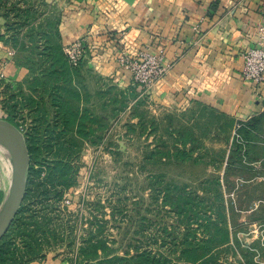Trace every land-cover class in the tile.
Instances as JSON below:
<instances>
[{"label": "rangeland", "instance_id": "374dc122", "mask_svg": "<svg viewBox=\"0 0 264 264\" xmlns=\"http://www.w3.org/2000/svg\"><path fill=\"white\" fill-rule=\"evenodd\" d=\"M0 10L10 11L19 33L18 41L3 42L8 52L13 51L10 59L27 69L21 80L7 77V82H22L35 71L45 82V101L52 97L49 92L59 95L56 101H61L63 116L74 124H58L56 130H72L67 139L73 144L66 146L78 167L76 183L60 201L52 202L62 223L59 230L71 236L72 246L61 242L49 253L47 264H68L66 259L75 256L83 237L98 225L103 226V236L117 239L113 245L119 253L155 249L161 242L163 248L175 249L189 233L195 244H211L210 252L219 255L220 264H264V107L257 115L238 119L200 103H163L153 88L145 92L137 84L125 87L102 75L89 63V55L74 66L67 46L54 34L60 15L52 1L0 0ZM10 31L9 38L14 33ZM5 66L6 62L0 65ZM42 96L34 94L36 101ZM48 108L49 125L42 128L46 134L60 112L59 106ZM1 111L0 119L5 116ZM29 111L24 109L22 116ZM30 117L19 128L26 144ZM64 117L59 118L65 121ZM253 117L257 124L247 143L240 131ZM80 125L87 128L82 132L86 137L78 132ZM234 141L243 143V152L249 150L255 159L242 155L241 161L228 165ZM6 160L13 179V162L1 154L5 169ZM179 195L192 204L189 219L178 214ZM214 232L215 240L207 243ZM226 232L228 241L221 239ZM158 236L164 240L157 241Z\"/></svg>", "mask_w": 264, "mask_h": 264}, {"label": "crops", "instance_id": "0c3cea01", "mask_svg": "<svg viewBox=\"0 0 264 264\" xmlns=\"http://www.w3.org/2000/svg\"><path fill=\"white\" fill-rule=\"evenodd\" d=\"M49 1L59 10L62 45L83 41L95 70L125 87L136 83L118 61L123 49L162 51L168 68L153 93L163 103H200L238 119L264 107V82L243 75V54L263 35L264 0ZM6 58L11 56L0 41V65L6 62L0 72L12 81L24 78L27 69ZM0 108L4 112L1 100ZM11 186L10 165L5 169L0 161V212Z\"/></svg>", "mask_w": 264, "mask_h": 264}, {"label": "trees", "instance_id": "16d2710c", "mask_svg": "<svg viewBox=\"0 0 264 264\" xmlns=\"http://www.w3.org/2000/svg\"><path fill=\"white\" fill-rule=\"evenodd\" d=\"M9 14L10 11L2 13L0 10V18H2L0 21V41L6 44L13 39L14 41L19 40V33L15 31ZM56 24L54 34L60 38ZM12 29L14 33L9 38V31ZM16 61L18 60L16 59ZM34 72L32 71L31 76L29 75L24 81L15 84L0 79V88L4 91H2L4 98L1 103L5 118L18 128L22 125L21 121L30 116L32 120L30 128L26 132L31 163L25 197L9 230L0 239V264H47L49 253L58 250L61 242L68 241V246H72L70 244L72 239H69L71 236L65 232L64 228L59 230L62 223H58V218H56L58 214L52 202L60 201L65 191L72 188L76 183L75 173L78 167L73 165L72 152L67 147L68 145L66 146V144H73L71 138L67 139L69 134H73L72 130L68 133L57 132L56 130L58 124L64 128L74 124L71 119H65L63 116L61 101H56L60 97L59 95L49 92L52 97L45 101L43 97L46 95V91L41 92V89L45 88V82L41 81ZM136 90L134 87L131 94L135 95ZM35 93L42 94V98L36 101ZM50 106L54 108L59 106L60 112L53 121L52 131L50 129V134H46L42 128L49 125L48 107ZM26 108H29L30 111L27 112V117H23L22 112ZM61 115L65 121L63 118L62 121L60 120ZM19 116L23 119L19 120ZM256 124L257 119L253 117L240 131L242 139L247 143L251 141V131L256 127ZM78 129V132L82 134L87 128L80 125ZM59 130L61 129L59 128ZM82 136L86 137V133ZM64 138L67 140L65 141ZM244 146L243 143L234 141L229 154L228 165L233 166L236 162L241 161L242 155H248L250 159H255V157H250L249 150L243 152ZM176 202L178 214L187 216L186 218L189 219L192 209L190 201L185 200L183 195H179ZM198 218L196 217V220ZM199 221L202 222L201 219ZM210 224L207 225L209 232ZM199 225L202 227L203 222ZM190 231L193 229L191 228ZM102 234L103 226L98 225L96 231L91 229L83 237V242L78 247L75 256L66 259L68 264H220L219 255L210 252L211 244H208L209 246L205 244L200 246V243L195 244L192 241L195 237H190L189 233L185 234L183 246L176 247L177 249L163 248L164 245L161 242L155 249L138 247L132 252L125 250L123 253H119V249L113 245L117 239L105 237ZM212 234L210 233L208 236L207 243L215 240L216 233ZM156 238L157 241L164 240L162 236ZM221 239L228 241L229 233H223Z\"/></svg>", "mask_w": 264, "mask_h": 264}, {"label": "built area", "instance_id": "2783aa9c", "mask_svg": "<svg viewBox=\"0 0 264 264\" xmlns=\"http://www.w3.org/2000/svg\"><path fill=\"white\" fill-rule=\"evenodd\" d=\"M263 33L258 46L248 49L243 54V75L247 80H251L257 84L264 82V27L260 29ZM70 62L76 66L85 54L83 41H77L65 49ZM9 55L13 51L8 52ZM121 66L127 69L133 78V81L145 92H149L156 82L164 77L167 72L164 53H151L146 50L130 51L123 49L118 57ZM0 78L8 80L4 72H0ZM68 205L71 203L69 199L65 201Z\"/></svg>", "mask_w": 264, "mask_h": 264}, {"label": "water", "instance_id": "95a60500", "mask_svg": "<svg viewBox=\"0 0 264 264\" xmlns=\"http://www.w3.org/2000/svg\"><path fill=\"white\" fill-rule=\"evenodd\" d=\"M0 143L12 147L16 154L13 161V179L10 193L0 212V239L9 230L13 219L23 203L30 155L21 130L5 119H0Z\"/></svg>", "mask_w": 264, "mask_h": 264}, {"label": "bare ground", "instance_id": "6f19581e", "mask_svg": "<svg viewBox=\"0 0 264 264\" xmlns=\"http://www.w3.org/2000/svg\"><path fill=\"white\" fill-rule=\"evenodd\" d=\"M0 150L4 153L6 158L12 163L14 161V155L16 151L7 144L0 143Z\"/></svg>", "mask_w": 264, "mask_h": 264}]
</instances>
